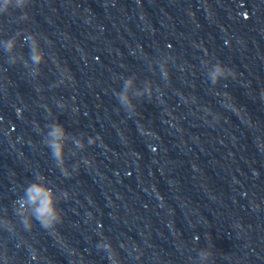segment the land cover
Listing matches in <instances>:
<instances>
[{
    "label": "water",
    "instance_id": "water-1",
    "mask_svg": "<svg viewBox=\"0 0 264 264\" xmlns=\"http://www.w3.org/2000/svg\"><path fill=\"white\" fill-rule=\"evenodd\" d=\"M20 16L0 14V152L22 195L54 190L62 223H34L50 263L264 264V0H30ZM221 62L235 78L213 85ZM128 78L133 116L114 96ZM57 121L70 177L43 143ZM83 133L97 142L80 151Z\"/></svg>",
    "mask_w": 264,
    "mask_h": 264
},
{
    "label": "clouds",
    "instance_id": "clouds-1",
    "mask_svg": "<svg viewBox=\"0 0 264 264\" xmlns=\"http://www.w3.org/2000/svg\"><path fill=\"white\" fill-rule=\"evenodd\" d=\"M29 4L30 0H3L2 5H0V14L8 13L10 10L19 9L21 11L20 18L23 19L25 16V9ZM35 35L36 33L23 34V41L29 48V59L32 64L37 66L30 70L33 77L39 75V66L45 62L46 56V54L39 48L35 40ZM2 43L4 51L12 52L16 46V37L8 38ZM8 63L14 65L16 63L15 58H10ZM24 66L27 67V61H25ZM222 76H231L235 78L233 69L221 62L215 67L214 72L210 76L211 83L213 85L217 84L219 78ZM161 78L165 81V86L167 87L171 79V73L162 67ZM132 84V79H125L123 89L119 92H114V96L119 105L130 116L136 114V105L133 104L132 97L129 95V90L131 89ZM145 93L148 94L149 100H151V90L148 86L145 87L143 92H137L134 95L141 96ZM158 93H161V91L158 90ZM57 104L60 108H65L62 103L57 102ZM117 111H119V109H117ZM37 128L41 131L39 126H37ZM85 136L86 133H83L81 138L73 137V144L76 149L82 151L88 145L97 142V137L89 136L87 137V140H85ZM68 137L69 133L65 126L57 121L49 126V131L46 133V139L43 141L45 146L51 152L55 166L60 170L64 177H70L72 175V172H69L68 170L69 165H67L65 160L66 146L64 141ZM72 154L74 155L75 153ZM82 162L84 164H90L87 157H83ZM71 168L75 171L78 168V165H71ZM36 179L41 180L44 179V177L42 175H37ZM61 192L63 199H67L68 193L64 190H61ZM58 203V199L51 187L34 181L29 183L24 188L23 195L18 196L14 201V213L16 216L20 217V223L25 231L30 232L34 223H38L40 227L45 230H52L57 224L62 223V209L58 207ZM9 223L11 222L9 221ZM106 247H110V245ZM211 256L212 253L207 250H201L199 253L201 261H207Z\"/></svg>",
    "mask_w": 264,
    "mask_h": 264
}]
</instances>
